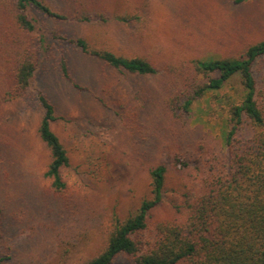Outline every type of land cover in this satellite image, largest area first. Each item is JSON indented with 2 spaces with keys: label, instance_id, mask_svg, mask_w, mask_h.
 Returning <instances> with one entry per match:
<instances>
[{
  "label": "rangeland",
  "instance_id": "obj_1",
  "mask_svg": "<svg viewBox=\"0 0 264 264\" xmlns=\"http://www.w3.org/2000/svg\"><path fill=\"white\" fill-rule=\"evenodd\" d=\"M46 1L68 17L137 14L139 20L130 25L76 24L48 19L37 11L52 31L83 36L93 46L120 55L144 57L158 69L152 75L120 72L58 44L44 57L34 83L55 104L59 118L53 129L69 155V164L61 170L69 205L66 209L63 203L61 214L54 211L59 205L53 203L52 180L45 175L50 150L38 133L42 107L34 94L5 96L11 88L7 83L0 90L2 244L14 246L18 259L32 264H85L103 251V231L112 226L114 216L126 219L135 214L150 195V170L159 163L169 164L168 193L153 216L185 217L186 211L177 205L183 192L201 187L203 172L190 165L180 168L176 162L189 161L201 144L207 154L216 151L223 157L225 121L243 90L237 74L195 102L188 113L182 106L189 87L175 78V70L187 68L194 59L237 55L247 44L264 40V0ZM0 40L7 46L3 51L10 52L1 50V57L10 65V56L29 48L40 50L38 34L18 24L12 0H0ZM63 53L86 89L64 78ZM255 74L262 78L264 56ZM115 264L132 263L121 258Z\"/></svg>",
  "mask_w": 264,
  "mask_h": 264
},
{
  "label": "trees",
  "instance_id": "obj_2",
  "mask_svg": "<svg viewBox=\"0 0 264 264\" xmlns=\"http://www.w3.org/2000/svg\"><path fill=\"white\" fill-rule=\"evenodd\" d=\"M12 1L20 27L38 34L40 50L29 48L18 57L10 56L12 65L4 61L0 52V90L7 83L11 88L5 96L34 94L42 107L38 133L50 150L45 175L52 180L53 203L59 205L54 211L61 214L63 203L66 209L69 205L64 199L68 186L61 173L69 164V155L53 129V122L59 118L55 104L34 83L44 57L52 55L58 44L72 46L120 72L152 75L158 69L144 57L120 55L93 46L83 36L52 31L37 11L48 19H69L76 24L115 21L130 25L139 20L137 14L82 13L68 17L46 0ZM0 45V51L7 47L1 40ZM13 50L19 53L17 47ZM263 56L264 40H260L247 44L237 55L194 59L187 68L175 70V78L189 87L182 106L188 113L207 93L223 88L235 75H240L243 91L232 103L225 121L223 157L216 151L207 154L201 144L189 161L176 162L180 168L190 165L203 172L201 187L182 193V203L177 205L179 211H186L182 219L154 218V210L166 200L170 170L167 163L153 166L150 195L143 198L135 214L126 219L114 216L112 226L103 231L107 238L103 251L85 264H115L121 258L132 264H264V74L260 80L255 74V66ZM60 69L69 84L86 89L73 76L65 53L60 55ZM197 77L205 80L196 82ZM2 213L0 204V235ZM2 243L0 239V247H5L0 249V264H32L20 261L14 246Z\"/></svg>",
  "mask_w": 264,
  "mask_h": 264
}]
</instances>
